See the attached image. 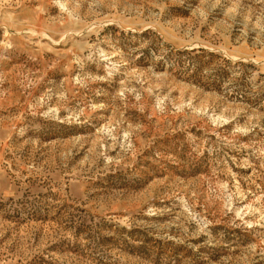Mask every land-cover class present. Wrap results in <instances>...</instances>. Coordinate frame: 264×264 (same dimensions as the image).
<instances>
[{
  "label": "rangeland",
  "instance_id": "374dc122",
  "mask_svg": "<svg viewBox=\"0 0 264 264\" xmlns=\"http://www.w3.org/2000/svg\"><path fill=\"white\" fill-rule=\"evenodd\" d=\"M0 264H264V0H0Z\"/></svg>",
  "mask_w": 264,
  "mask_h": 264
}]
</instances>
